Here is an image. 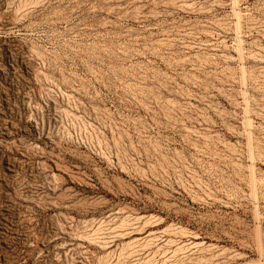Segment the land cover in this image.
<instances>
[{
    "label": "rangeland",
    "instance_id": "374dc122",
    "mask_svg": "<svg viewBox=\"0 0 264 264\" xmlns=\"http://www.w3.org/2000/svg\"><path fill=\"white\" fill-rule=\"evenodd\" d=\"M0 264H264V0H0Z\"/></svg>",
    "mask_w": 264,
    "mask_h": 264
}]
</instances>
